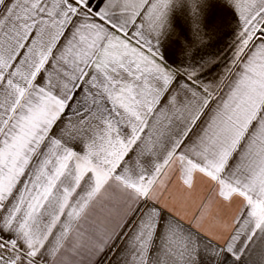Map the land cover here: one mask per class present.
Masks as SVG:
<instances>
[{"label":"snow or ice","instance_id":"6c2138e0","mask_svg":"<svg viewBox=\"0 0 264 264\" xmlns=\"http://www.w3.org/2000/svg\"><path fill=\"white\" fill-rule=\"evenodd\" d=\"M0 264H264V0H0Z\"/></svg>","mask_w":264,"mask_h":264},{"label":"crops","instance_id":"0c3cea01","mask_svg":"<svg viewBox=\"0 0 264 264\" xmlns=\"http://www.w3.org/2000/svg\"><path fill=\"white\" fill-rule=\"evenodd\" d=\"M225 10L227 12V6L225 5ZM237 31V21L235 19H228L227 23L221 30V41L219 45V50L222 51L225 58L230 55L228 48L233 41Z\"/></svg>","mask_w":264,"mask_h":264}]
</instances>
